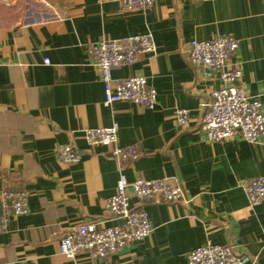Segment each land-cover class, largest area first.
<instances>
[{
    "label": "crops",
    "instance_id": "obj_1",
    "mask_svg": "<svg viewBox=\"0 0 264 264\" xmlns=\"http://www.w3.org/2000/svg\"><path fill=\"white\" fill-rule=\"evenodd\" d=\"M9 2L23 10L15 26L0 29V211L6 189L26 191L29 211L0 235V264H188V254L208 243L264 264V201L251 205L245 191L264 177V137L256 144L240 136L208 140L202 105L222 83L189 58L191 41L237 39L230 64L264 109V0H155L145 12H124L112 0ZM144 34L152 35L156 54L113 77H146L156 106H106L91 45ZM178 109L189 111L188 125L179 124ZM113 123L120 146L141 152L137 161L119 162L110 147L88 144L87 129ZM66 145L81 152L80 162L58 161L57 149ZM121 173L129 182L176 178L189 203L148 206L152 234L106 259L62 256L60 239L74 227L119 223L107 201Z\"/></svg>",
    "mask_w": 264,
    "mask_h": 264
},
{
    "label": "built area",
    "instance_id": "obj_2",
    "mask_svg": "<svg viewBox=\"0 0 264 264\" xmlns=\"http://www.w3.org/2000/svg\"><path fill=\"white\" fill-rule=\"evenodd\" d=\"M124 12L148 11L155 0H112ZM239 48V41L231 36L214 37L207 41H191L189 58L192 65L208 78L218 77L222 85L211 92V98L203 103L201 130L211 142H223L240 136L248 143H259L264 137V109L259 99L249 96L240 86L242 70L231 66V59ZM157 47L151 34L133 36L126 41L101 40L91 45L90 53L100 70L105 94V105L131 102L144 108H154L157 91L146 77L136 75L115 79L113 71L134 65L141 55H155ZM49 63L48 60L45 61ZM176 117L180 125L189 123V111L178 109ZM118 123L108 128L87 129L85 137L91 146L111 148L119 162H135L141 152L135 145L119 144ZM81 152L72 145L57 149V159L64 164H76ZM251 205L264 201V177L248 182L245 187ZM134 201V202H133ZM185 202L184 185L176 178L157 180L137 178L129 182L120 174L115 194L107 201V210L115 226L99 229L91 223L81 224L66 232L60 239L59 253L67 259L88 254L95 259H106L134 242L148 238L153 232L147 207L155 204ZM28 196L23 189H6L1 195L0 235L6 233L11 220L28 214ZM258 259L238 254L232 246L205 244L191 251L188 264H257Z\"/></svg>",
    "mask_w": 264,
    "mask_h": 264
},
{
    "label": "trees",
    "instance_id": "obj_3",
    "mask_svg": "<svg viewBox=\"0 0 264 264\" xmlns=\"http://www.w3.org/2000/svg\"><path fill=\"white\" fill-rule=\"evenodd\" d=\"M22 10L23 7L20 3L9 6L0 0V29L15 26L22 16Z\"/></svg>",
    "mask_w": 264,
    "mask_h": 264
},
{
    "label": "rangeland",
    "instance_id": "obj_4",
    "mask_svg": "<svg viewBox=\"0 0 264 264\" xmlns=\"http://www.w3.org/2000/svg\"><path fill=\"white\" fill-rule=\"evenodd\" d=\"M3 3H5L6 5H9L10 6V2H9V0H1ZM23 7V6H22ZM21 19V18H20ZM20 21V20H19Z\"/></svg>",
    "mask_w": 264,
    "mask_h": 264
}]
</instances>
